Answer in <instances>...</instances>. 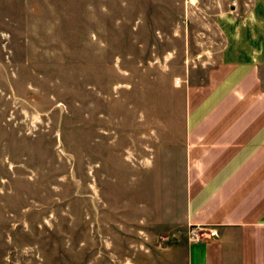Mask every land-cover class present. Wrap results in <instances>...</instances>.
I'll return each mask as SVG.
<instances>
[{
    "label": "rangeland",
    "instance_id": "1",
    "mask_svg": "<svg viewBox=\"0 0 264 264\" xmlns=\"http://www.w3.org/2000/svg\"><path fill=\"white\" fill-rule=\"evenodd\" d=\"M251 2L0 0V264H165L152 160Z\"/></svg>",
    "mask_w": 264,
    "mask_h": 264
},
{
    "label": "crops",
    "instance_id": "2",
    "mask_svg": "<svg viewBox=\"0 0 264 264\" xmlns=\"http://www.w3.org/2000/svg\"><path fill=\"white\" fill-rule=\"evenodd\" d=\"M221 31L217 61L187 87L180 126L153 154L168 186L173 172L181 185L165 264H264V0L224 14ZM191 225L216 233L192 242Z\"/></svg>",
    "mask_w": 264,
    "mask_h": 264
},
{
    "label": "built area",
    "instance_id": "3",
    "mask_svg": "<svg viewBox=\"0 0 264 264\" xmlns=\"http://www.w3.org/2000/svg\"><path fill=\"white\" fill-rule=\"evenodd\" d=\"M208 231L209 236L215 235V230L207 229L206 227L199 226V225H191L187 230V238L189 241L196 242L203 239L202 232Z\"/></svg>",
    "mask_w": 264,
    "mask_h": 264
}]
</instances>
